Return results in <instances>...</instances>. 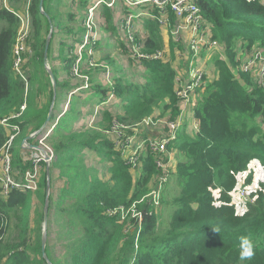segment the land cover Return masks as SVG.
I'll list each match as a JSON object with an SVG mask.
<instances>
[{
  "label": "trees",
  "instance_id": "1",
  "mask_svg": "<svg viewBox=\"0 0 264 264\" xmlns=\"http://www.w3.org/2000/svg\"><path fill=\"white\" fill-rule=\"evenodd\" d=\"M18 1L2 0L0 7V121L18 113L24 104L25 110L15 122L20 121L22 139L27 127L31 129L26 137L42 127L50 110L49 123L61 117H66L67 123L56 132L57 124L47 140L55 161L47 177L44 173L41 189L39 183L36 197L41 206L33 211V217L32 195L13 189L3 196L0 191V264H241V237H248L255 244V256L243 264H264V201L256 200L246 213L236 216L225 195L220 198L222 203L216 204L210 191L214 185L228 190L232 174L245 171L253 163L260 165L264 174V89L246 75L236 78L230 68L236 64L239 46L246 53L264 51V6L258 0H195L203 29L208 31V42L220 45L219 54L210 58L212 79L204 78L196 89L198 100L193 113H188L198 124L197 131L194 135L180 131L166 147L167 154L180 157L171 176L179 194L173 200L175 210L167 227L162 228L149 197L150 184L162 176V170L157 168L146 143L145 150L135 157L134 166L125 154L132 148L128 139L137 144L152 138L138 132L144 121L155 114L166 121L178 119L180 101L175 93L174 65L179 66L177 54L182 56L184 50L188 53L180 47L184 42L174 41L167 33L165 46L163 31L156 22L157 12L148 5L127 6L120 1L112 8L101 6L96 28L105 24V30L113 34V46L128 47L130 51L122 52L127 66L119 65L107 54L101 58L104 69L95 63L91 65L92 74H88L73 51L82 44V21L93 0H44L42 12L39 0H28L21 14L29 17L25 45L31 52L22 55V80L13 67L19 20L15 9L8 7ZM128 16L133 19V42L120 28V21ZM169 17L176 24L174 16ZM81 27L82 36H78ZM56 34L78 37L74 42L59 41L56 50ZM96 43H89L86 48L99 50L102 43ZM157 52L161 53L157 60L137 57H152ZM55 59L59 61L57 67L45 65ZM188 59L189 53L185 63ZM46 66L53 75L55 90ZM131 69L136 77H142L129 80ZM62 72L73 78L76 73L88 74L89 81L86 87L72 88L67 94V111L62 114L61 109L55 115L53 103L55 106L58 94L71 87L66 79L61 80ZM107 72L108 82L104 80ZM96 104L100 108L92 109ZM85 108L94 114L89 126L82 123L87 119L83 115ZM6 140L0 125V150ZM11 156L18 179L29 163ZM89 160L94 163L88 165ZM95 163L101 164L106 180L100 178ZM52 206L54 216L49 223ZM133 211L140 214V222L132 218ZM57 221L61 222L58 227L53 226ZM54 227L64 232L52 233ZM77 230L79 235L75 236ZM57 234L63 240L64 253L60 256L51 244Z\"/></svg>",
  "mask_w": 264,
  "mask_h": 264
},
{
  "label": "built area",
  "instance_id": "2",
  "mask_svg": "<svg viewBox=\"0 0 264 264\" xmlns=\"http://www.w3.org/2000/svg\"><path fill=\"white\" fill-rule=\"evenodd\" d=\"M116 1H122L123 4L127 6L136 4L148 5L156 10V22L158 25H160V27H170L173 39L176 42H184L189 53L186 75L184 73L181 80L176 78L177 88L175 93L181 104L178 119L176 121H167L165 124L166 133H162L157 138H151L147 142L140 141L137 144L133 143V139L127 140L129 143L128 145H131L132 148L127 150L125 155H127L131 166L135 165V157L145 150L146 143L147 150L154 155L157 168L161 169L162 174L165 176L169 168L170 160L172 159L171 155L167 154L166 147L175 141L177 132L181 128V119L184 118L187 120V112L193 113L198 100L196 89L201 86L204 78L209 76V73H206V70L209 68V63H211L210 58L214 56L213 50L219 48L220 45L216 42H208V31L203 29L201 14L195 4V0H142L136 3L133 0H93L83 19L85 34L82 41L85 40V42L78 45V49L86 48L89 43L94 44L95 42L93 39L95 35H93L91 31L94 27L96 18H93L91 12L101 6L112 8L114 3H117ZM258 1L264 6V0ZM14 15L19 20V30L13 50V57L15 60L14 71L16 75L24 80L21 73V66L23 64L21 59L22 55L28 51L25 41L29 31V17L27 13H14ZM170 15L174 16L177 20L176 24L173 25L169 17ZM132 20V17L128 16L120 21V28L123 31H126L127 39L130 42H133V37L130 34ZM96 29L98 31V28ZM88 39L90 40L88 41ZM205 47H207V50L204 51L203 49ZM137 57L145 60H157L161 58V53L157 52L152 57L142 54L137 55ZM235 62L238 70L242 74L252 78L258 87L264 89L263 50L255 49L250 53H246L244 50L242 51L239 46L237 48ZM104 79L108 82V72L105 73ZM184 79L187 80L183 83ZM73 93H75V91ZM67 104L68 102L63 105L62 114L67 111ZM24 110L25 105L23 104L18 113L0 121V125L4 128L7 135V140L0 150V191L3 196H6L9 191H12L13 189L18 190L21 193L35 194L39 189L42 175H44L45 172L48 173V169L55 161L54 150L48 144L47 140L56 128L58 120H55L52 124L48 123L43 125L39 130L30 134L27 139L21 142L19 155L22 163H29V168L22 172L19 178L16 179L18 173H15L12 168L11 150L13 143L20 134V121H18V123L15 122L20 118ZM116 133L120 135L118 129H116ZM165 158H167L166 161H164ZM161 178L165 180L166 177L161 176ZM149 197L151 196L149 195ZM238 198L243 203L247 201L246 193L243 189L238 192ZM152 201L157 204V201H154L153 198ZM131 216L132 218L134 217L138 219V222H140L141 216L139 213L133 211Z\"/></svg>",
  "mask_w": 264,
  "mask_h": 264
},
{
  "label": "rangeland",
  "instance_id": "3",
  "mask_svg": "<svg viewBox=\"0 0 264 264\" xmlns=\"http://www.w3.org/2000/svg\"><path fill=\"white\" fill-rule=\"evenodd\" d=\"M138 1H142V0H137V2ZM27 2H28V0H19L17 3L12 4L11 7L13 9H15L16 13H23L25 10ZM0 7H1V4H0ZM58 9L61 11L65 10L63 7H59ZM66 9L69 11L67 5H66ZM100 11H101V8L98 9V11H97V9H95L94 11L91 12V15L93 16L94 19L98 17V14ZM83 22L84 21H82V24H83ZM79 23H78V25H79ZM105 27L106 26L104 24L101 28H98V31H97V29L95 27V22H94V27H93L91 33L93 35H95L93 38L95 40L93 45H96L97 44L96 42L100 41L102 43V45L105 44L106 51H104V52L102 50H94L93 51V50H91V48L78 49V46H76V49L73 51V55L75 57H77L78 61H80L81 64L85 63L86 70L88 71V74H92L91 65H94L95 63H97L102 69H104V64L101 62V60H102L101 58L103 57L104 53L108 54L114 61H117L119 65H121L123 67L127 66V63L123 59L122 52L125 51V49H128V47L120 49L119 47L116 48V47L112 46V39L109 37L110 32H106ZM84 31H85V29H84ZM84 34H85V32H84ZM62 36L63 37H61V34H56V38L53 40V46L56 50L59 47V43H60L59 41H67L68 40L70 42H74L76 40V38L78 37V36L71 37L69 34H63ZM104 36L107 38V43H105ZM89 40L90 39H88V41ZM84 42H85V40L82 41V43H84ZM30 52H27V53L30 54ZM187 54L188 53L184 50V52H183V54H182V56L178 62L179 66L177 64L174 65L175 72H176V78H178L179 80H181L183 78L184 73L186 75V72H187V63H185L183 61V58H185L187 56ZM217 54H219L218 49L213 50V55L215 56ZM208 57H209V55H208ZM85 58H86V60H84ZM126 58L128 59L127 55H126ZM222 59H224V56L222 57ZM21 60L23 63L24 62L23 56H22ZM58 64H59V61L55 59V60H49L48 62H46L45 65H48L50 68H53L54 66H58ZM52 65H54V66H52ZM212 65L213 64L209 63V68L206 70V73H209V76L207 77V79H209V80L212 79V74H213ZM48 66H46L47 70L50 69ZM13 67L15 68L14 57H13ZM136 67L139 68V65H137ZM230 68H231V70H232V72L236 78H240L241 75H244L238 70L236 64L234 67H231V65H230ZM130 73H134V74L130 75V78L131 79L135 78V76H136L135 71L132 69L128 70V74H130ZM88 74L83 75V74H77L76 73L74 78L70 77L69 80L72 83L79 81V85H83V87H86L85 83L87 81H89V75ZM141 77H142V74L137 76L138 79ZM101 78H102V76H101ZM186 80L187 79H184L183 83ZM98 83H101L103 86L108 87V84L104 83L103 81H99ZM50 84L52 85V83H50ZM64 100H65V103H67L68 97L67 98L65 97ZM46 102H47V100L44 101V104H46ZM57 104L58 103H56V105ZM179 107H180V103H179ZM99 108H100V106L97 104L92 107V109H95V110H97ZM56 111L58 112V110H56ZM54 114L57 115V113H54ZM83 115H85L87 119H86V121H84L82 123H85L87 126H89L91 124V122H93L94 114L88 113L86 111V108H85L83 110ZM66 123H67L66 117H61V119L58 121L59 127L56 129L57 130L56 132H58ZM166 123H167V121L165 118L160 119L157 117V114H155L152 119L146 120L143 125L139 126L138 132L141 135L149 134L152 136V138H157L162 133H166V129H165ZM180 129L178 130L177 135L180 132ZM192 135H194V134H192ZM21 140H22V136H20V137L18 136L16 138V141L14 142V144H15L13 147L14 153H12V155H14L15 160H18V156L20 158L19 145H20ZM173 156L174 155H171L172 159L170 160L167 173L165 174V176L162 174L163 177H166L165 180L162 179L161 177H158L157 179H154L151 182L150 187H149V195L153 198L154 201H157V204L154 203L153 209H154V213L158 217L159 226L162 228L167 227L166 225L168 224V222L170 220L171 214L175 210V204H174L173 200L176 199L178 197V194H179L178 188L175 186L174 179L171 176H174V174H175V171H174L175 165L179 161L180 157L175 156V158L173 159ZM87 164L89 165V162H87ZM94 167L99 169L100 178L102 180H106L107 175L104 174L101 164L95 163ZM232 175H233V177L231 176L232 181L227 183V188H229L228 190L225 188H220L217 185H214V187L212 186L210 188V191H211L212 195L214 196V202L216 204L222 203V202H220V198L222 199L223 195H225L228 199V203L234 207L235 215L241 216L248 211L249 206L253 205L256 200L262 199L264 201V174L261 170L260 165L253 163L245 171L239 172L238 174H232ZM43 179H44V175H42V178L40 181V189L43 186ZM60 182L62 183L61 179H60ZM163 183H165V184H163ZM241 189H243L246 193L247 201L244 203L238 198V192ZM67 205H68V202H67ZM40 206L41 205L37 206V203L33 202L34 209L40 208ZM53 211H54V206H52V210H51L50 214L48 215L49 223H50V220L53 219V216H54ZM60 223H61L60 221H57L53 226H57ZM57 227H54L51 230V232L52 233L59 232L60 234H62V232H64V231L62 229H58ZM42 228H43V225H42ZM13 233H14V231H13ZM74 234H75V236H78L79 230H77ZM13 236H14V234H13ZM51 244L54 245V250L56 252V255L60 256L64 253L63 240H60V236L58 234L55 236L54 240H51Z\"/></svg>",
  "mask_w": 264,
  "mask_h": 264
},
{
  "label": "crops",
  "instance_id": "4",
  "mask_svg": "<svg viewBox=\"0 0 264 264\" xmlns=\"http://www.w3.org/2000/svg\"><path fill=\"white\" fill-rule=\"evenodd\" d=\"M0 4H2V0H0ZM8 7H10L11 8V6L8 4ZM160 29L163 31L162 32V39L164 40V42H165V46L167 47V41H168V37H167V33H169L170 34V36H171V32H170V27H160ZM106 32H110L108 29L106 30ZM79 35L78 36H82V33H83V28L81 27V31H79ZM111 39H112V46H113V34L110 32V36H109ZM172 37V36H171ZM173 39V38H172ZM104 40H105V43H107V38L104 36ZM174 40V39H173ZM175 41V40H174ZM180 47L181 48H183V49H185L186 48V44L185 43H181V45H180ZM99 50H102L103 52L104 51H106V47H105V44L104 45H101V47L99 48ZM104 56H107V54L106 53H104L103 54V57ZM102 57V58H103ZM180 58H181V56L179 55V54H177V56H176V62L178 63L179 62V60H180ZM183 61H184V58H183ZM185 62V61H184ZM59 65V64H58ZM81 66H83L85 69H86V65H85V63H82V64H80ZM79 65V66H80ZM52 66H54V65H52ZM54 67H57V66H54ZM62 73H64V74H66L65 72H62ZM64 74H61L60 75V78H61V80L62 79H66L65 81H66V83H67V85H70L71 87L68 89V91L66 92V93H59L58 94V98H57V101H56V103H58L57 105H56V103H55V106H54V103H53V108H55V112L56 113H59V112H61V109H62V106H63V104L65 103V100H64V98L66 97L67 98V94H68V92L72 89V88H74V87H76V86H78L79 85V81H77V82H75V83H72L69 79H70V77L67 75V77L64 75ZM131 74H134V73H130L129 75H128V79L129 80H137V77L135 76V78H133V79H131L130 78V75ZM56 110H58V112L56 111ZM180 110H181V104H180ZM86 111H87V108H86ZM189 112H187V116H186V119L187 120H185L184 118H182L181 119V129H180V131H185L186 132V134H188V135H192V134H195V132L197 131V129L198 128H196V127H198V124L197 123H195L194 122V120H193V118L188 114ZM44 125V124H43ZM42 125V126H43ZM30 127H27V130H26V132H25V134L23 135V139L26 137V134H29L30 132H28V131H30ZM28 136V135H27ZM23 139H22V141H23ZM25 139H27V137L25 138ZM24 139V140H25ZM175 158V156H173V159ZM177 160V159H176ZM89 162V164H93L94 163V161L93 160H89L88 161ZM177 162V161H176ZM51 168H52V165L50 166V168L48 169V172H49V170H51ZM45 174H47V172H45ZM57 175H56V173H54V177H56ZM46 177H47V175H46ZM47 194V193H46ZM49 194V193H48ZM31 195V194H30ZM33 202H36L37 203V206H39V205H41L40 204V202H39V200L37 199V197H36V193L35 194H32V201H31V217L33 216V211L35 210L34 209V207H33ZM38 209V208H37Z\"/></svg>",
  "mask_w": 264,
  "mask_h": 264
},
{
  "label": "water",
  "instance_id": "5",
  "mask_svg": "<svg viewBox=\"0 0 264 264\" xmlns=\"http://www.w3.org/2000/svg\"><path fill=\"white\" fill-rule=\"evenodd\" d=\"M43 1L44 0H39V9H40L41 12H42ZM50 38H51V33L48 34V36L46 38V41H45V48H44V58L45 59H46V55H47V49H48V46H49ZM48 73H49V77L51 79L52 88L55 90V84H54V81H53V75L51 74L49 69H48ZM50 117H51V110H50V112L47 115V118L45 120L44 125L49 123ZM47 176H48V174H47ZM47 208H48V203L46 202L45 205H44V210H43V213H44V226H43V228L44 229H43V236H42V242H41L42 254L44 252V246H45V242H46V234L44 232H45V225H46V218H47Z\"/></svg>",
  "mask_w": 264,
  "mask_h": 264
},
{
  "label": "clouds",
  "instance_id": "6",
  "mask_svg": "<svg viewBox=\"0 0 264 264\" xmlns=\"http://www.w3.org/2000/svg\"><path fill=\"white\" fill-rule=\"evenodd\" d=\"M214 231H218V229H213ZM255 256V244L254 242L248 237H241L240 238V253H239V260L241 264L244 261L251 260Z\"/></svg>",
  "mask_w": 264,
  "mask_h": 264
}]
</instances>
